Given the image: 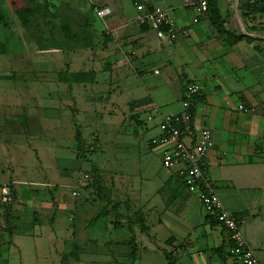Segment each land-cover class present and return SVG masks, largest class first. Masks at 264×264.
Segmentation results:
<instances>
[{"label":"rangeland","instance_id":"rangeland-1","mask_svg":"<svg viewBox=\"0 0 264 264\" xmlns=\"http://www.w3.org/2000/svg\"><path fill=\"white\" fill-rule=\"evenodd\" d=\"M99 4L94 0H0V187L6 184L10 188V195L0 192V264L163 261L160 254L131 244L134 225L140 228V215L145 224L147 216L148 222L154 219V215L146 213V207L157 198H146L131 185L143 184L142 177L147 174L154 176L158 170L172 172L175 167L167 169L161 164L153 150L159 138L148 140L146 124L143 135L135 131L131 144L123 143L129 142L130 132L113 133L115 125L121 123L123 127L122 122L130 120L126 118L127 103L147 95L152 76L138 80L131 76L133 71L125 63L113 71L111 48L108 54L96 53L108 45L114 47V43L109 44L113 42L108 21L110 7ZM104 8L107 13L102 15ZM125 57L128 59V52ZM108 58L110 62L102 67ZM65 60L69 61L70 73L89 72L90 67H97V75L91 80L71 82L79 109L77 122L86 141L82 156L75 147L72 100L57 77ZM94 79V89L87 90ZM114 79H120L118 85ZM116 87L121 90V94L113 96L117 115L99 123V128L105 127L102 134L90 123L92 118L86 116L89 104L85 98L92 96L98 101L108 92H115ZM176 94L173 89L167 90L165 99L173 100ZM172 103L178 105L173 100L166 102L165 108L172 111L176 108ZM48 109L50 115L44 114ZM122 111L126 116L123 119ZM133 121L142 128L138 120ZM151 124L153 121L147 128ZM109 157L115 162L106 164ZM92 164L100 172L99 190ZM112 168L121 169L120 179L108 170ZM6 211L18 226L13 235L6 229ZM114 212L122 216L117 218ZM114 219H120V225ZM89 220L93 233L102 232L113 240L105 238L85 244L82 238L90 232L83 224Z\"/></svg>","mask_w":264,"mask_h":264},{"label":"crops","instance_id":"crops-1","mask_svg":"<svg viewBox=\"0 0 264 264\" xmlns=\"http://www.w3.org/2000/svg\"><path fill=\"white\" fill-rule=\"evenodd\" d=\"M94 1L99 2V5L109 6L111 12L108 21L112 25L110 31L113 42L109 44L114 43V47L108 45V48L102 49L105 51L99 50L96 53L108 54V49L111 48L114 58L104 59L107 63H103L102 67L112 61L110 67L113 71H118L125 63V66L133 71L131 76H136L138 80L152 76L147 95L144 97L146 101L138 102V99L143 97L131 99L127 103L128 117L123 111L120 116L130 120H121L124 126L121 127V123H118L113 133L118 135L121 131L130 132L127 133L129 142L123 143L131 144L135 131H141L143 135V124H146L144 128L150 133L148 140L158 139L161 134L162 115L183 114L186 111L190 118L181 125L186 145L193 143L201 128H208L213 137V145L203 159L204 176L224 208L237 216L244 241L255 252L259 264H264L263 0H238L237 6L234 0ZM136 1L143 2L147 7L157 5L167 9L175 25L186 28L188 35L177 37L170 42L161 41L150 27L138 25L133 20ZM190 1H199V9L196 10ZM212 4L216 6L219 14L216 23L211 11ZM106 11L104 8V12L100 13L105 15ZM195 17L197 21H193ZM242 28L249 34L243 33ZM241 34L250 38L234 37ZM124 42H128V45L123 46ZM127 52L128 59L125 57ZM90 69L97 75L96 66ZM96 80L94 79L92 84L88 83L87 90L94 89ZM114 81L118 85L120 79ZM63 83L72 100L70 107L75 103L74 114L77 119L79 109L76 107L72 85L69 91L67 84ZM192 83L198 85L199 90L189 95L186 86ZM136 85L137 83L134 88ZM170 89L177 93L173 100L178 102L177 106L171 104L176 107L172 108V111L164 106L166 102H173L165 99L166 91ZM117 94H121L119 87L98 101L92 96L85 98L89 104L86 116L92 118L90 123L102 134L106 132L105 127L99 128V123H105L104 119L112 120L117 115L116 99L113 97ZM184 100L189 102V107L192 103V113L189 107L184 109ZM239 103H244L249 107V111L238 110ZM162 108L168 111L163 112ZM49 111L48 109L44 114L50 115ZM133 118L141 123V129ZM150 121H153V124L148 129ZM81 134L84 149L86 141L82 131ZM167 146L169 144L161 142H156L153 146L160 160L161 152ZM141 159L145 160L144 157ZM110 161L115 162L113 157H109L106 164ZM95 162V165L102 169L99 161ZM179 166L180 164L172 166L175 167L172 172L158 170L154 176L147 174L142 177L143 184L131 185L146 198L157 195L159 199L157 201L156 198L146 207V213L154 215L150 223L147 216V229L142 231L134 225L136 245L139 244V248L146 252L160 254L163 258L161 264H169L166 253L173 257V264H234L226 231L200 203L197 194L185 187L177 174ZM108 170L115 178L120 179V168ZM96 187L98 189V186ZM113 207L118 209L115 204ZM119 221L121 220L116 219L113 222L119 224ZM124 221L127 223L126 219ZM92 224L90 220L88 224H83L90 232L82 238L85 244L90 245L93 240L100 241L105 238L113 240L102 232L93 233ZM70 229L74 233L75 227Z\"/></svg>","mask_w":264,"mask_h":264},{"label":"built area","instance_id":"built-area-1","mask_svg":"<svg viewBox=\"0 0 264 264\" xmlns=\"http://www.w3.org/2000/svg\"><path fill=\"white\" fill-rule=\"evenodd\" d=\"M199 2V1H198ZM198 2L190 1L198 10ZM136 14L133 20L138 25L150 27L157 38L161 41L170 42L177 37H186L188 30L177 27L171 19L167 9L154 5L147 7L143 2L134 3ZM104 12V9L101 10ZM197 21V18H193ZM199 90L198 85L192 83L186 86L187 94H195ZM185 110L189 102H182ZM238 110L249 111L244 103H239ZM190 118L186 111L183 114L168 113L162 115L160 122L159 142L169 144L161 152V163L164 167L170 168L177 164V174L185 187L197 194L198 200L205 209L224 228L227 240L231 243L230 254L234 264H259L258 258L251 247L244 241L239 229V219L230 211L226 210L210 182L203 173L204 156L213 145V137L206 127L201 128L195 135L193 143L186 145L183 141L181 125ZM149 118H147L148 120ZM1 194L10 195V188L6 184L0 187Z\"/></svg>","mask_w":264,"mask_h":264},{"label":"trees","instance_id":"trees-1","mask_svg":"<svg viewBox=\"0 0 264 264\" xmlns=\"http://www.w3.org/2000/svg\"><path fill=\"white\" fill-rule=\"evenodd\" d=\"M261 3H262L261 9H264V0L261 1ZM211 11H212V14H213V17H214V22L215 23L218 22L219 14H218L216 6L214 4H212ZM26 18L23 19V22L26 21ZM226 31L229 32L228 30H226ZM242 36H244L246 38H250V37H248L247 35H244V34H241L239 36H234V37L235 38H239V37H242ZM93 75H94V71L93 70H90L89 72L88 71H84V70H78V71H75L73 73H70L69 72V61L68 60L64 61V67L59 69L58 72H57V77H58L59 81L66 83L67 84V88H68L69 91H71V86L70 85H71L72 81H86L88 79L91 80ZM144 101H146L145 98L138 100L139 103H142ZM191 105H192V103H191ZM191 105H190L189 109H190V112L192 113V106ZM74 112H75V103H74V106L71 107V121L74 124V140H75L76 151L78 152L79 156H82L84 154V149H83L84 139L82 137L81 130H80V125L77 123V119L75 117ZM91 168H92V170L95 173V181L97 183L98 190H99V189H101L100 188V183H101L100 172H99L98 168L94 164L91 165ZM115 215H116L117 218L121 217V215L119 213H117V212H115ZM128 222H131V221L128 219ZM139 222H140V229L142 231H145L147 229V226H146V224H145V222L143 220V216L141 217V215H140ZM5 224H6V229H7L9 235H13L16 232V230L18 229V226L13 223V219H12V216L9 214V211H6ZM130 241H131L132 245L135 244L134 235H133L132 232H131V235H130ZM166 257L168 258V263L169 264H173L174 263V259H173V257H171L170 254L166 253Z\"/></svg>","mask_w":264,"mask_h":264},{"label":"water","instance_id":"water-1","mask_svg":"<svg viewBox=\"0 0 264 264\" xmlns=\"http://www.w3.org/2000/svg\"><path fill=\"white\" fill-rule=\"evenodd\" d=\"M234 1H235V6H237L238 0H234ZM242 31H243V33L249 34L244 28H242Z\"/></svg>","mask_w":264,"mask_h":264}]
</instances>
